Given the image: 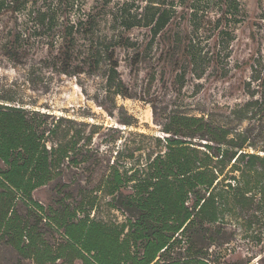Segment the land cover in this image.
I'll return each mask as SVG.
<instances>
[{"label":"trees","instance_id":"1","mask_svg":"<svg viewBox=\"0 0 264 264\" xmlns=\"http://www.w3.org/2000/svg\"><path fill=\"white\" fill-rule=\"evenodd\" d=\"M84 2L0 0V21H12L6 55L20 60L40 44L47 49L45 62L59 63L57 71L64 74L104 65L108 85L116 82V92L126 95L116 58V48L125 44L120 29L146 26L155 40L174 11L155 0L143 12L137 3L115 11L108 7L113 0H95L90 9ZM184 54L191 65L197 63L193 44ZM244 90L248 98L232 116L239 124L247 119V129L218 121L211 112L173 114L163 125L168 136L158 139L163 150L148 153L137 168L110 167L97 189H106L112 207L125 214L120 222L96 219L69 204L47 208L33 197L62 176L73 147L51 141L61 117L48 121L50 114L0 96V239L34 264H209L210 251L236 235L232 226L242 228L256 248L264 241V145L257 141L264 139L263 62L251 64ZM97 199L86 205L94 208ZM44 227L60 232V239L49 242ZM261 253L258 264H264Z\"/></svg>","mask_w":264,"mask_h":264},{"label":"rangeland","instance_id":"2","mask_svg":"<svg viewBox=\"0 0 264 264\" xmlns=\"http://www.w3.org/2000/svg\"><path fill=\"white\" fill-rule=\"evenodd\" d=\"M155 1L174 11L163 36L153 40L146 26L120 29L125 44L116 48V58L124 83L120 89L126 95L116 92V82L108 85L106 66L90 73L64 74L57 71L59 63L45 62L47 49L40 44L20 60L10 58L4 42L12 21H0V96H13L26 107L50 114L48 121L61 117L57 139L51 141L73 147L62 176L33 192L47 208L69 204L88 209L96 219L123 221L125 214L110 204L112 196L97 188L113 164L137 168L148 153L163 150L158 139L168 136L163 125L170 115L211 112L234 127L251 126L247 119L235 122L232 110L248 98L244 82L251 75V64L264 63V0ZM148 2L113 0L108 7L116 11L124 3H137L143 12ZM94 3L85 0L83 5L90 9ZM191 44L197 58L194 65L184 54ZM257 141L264 145V139ZM94 195L97 203L90 208L86 204ZM17 208L26 211L22 203ZM232 229L236 235L229 244L210 251L209 264H258L264 241L254 248L242 228ZM45 230L49 242L60 239V232ZM0 264L34 262L0 239Z\"/></svg>","mask_w":264,"mask_h":264}]
</instances>
